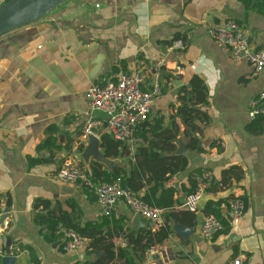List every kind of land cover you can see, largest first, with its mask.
<instances>
[{
    "label": "crops",
    "instance_id": "crops-1",
    "mask_svg": "<svg viewBox=\"0 0 264 264\" xmlns=\"http://www.w3.org/2000/svg\"><path fill=\"white\" fill-rule=\"evenodd\" d=\"M228 20L244 28L254 50L264 51V12L256 2L241 0H71L46 19L0 38V205L8 210L0 230V264L6 257L15 259L12 264L93 260L87 240L80 250L65 252L61 240L49 236L50 214L81 228L106 217L93 192L62 183L57 173L71 160L89 176L98 164L109 173L124 169L129 177L141 148L161 158L188 160L185 171L165 183V188L177 190L174 206L158 209L172 234L142 261L124 238H114L117 257L111 264H233L237 258L241 264H264V135L246 129L252 103L264 91V76H254L250 64L235 62L229 50L209 36L210 29ZM178 40L184 48H172ZM122 64L126 72L145 74L144 90L159 79L162 96L152 105L148 125L141 127L146 131H139L122 156L106 158L100 146L99 159L84 160L80 148L88 142H80L83 124L90 118L102 122L96 133L100 144L108 134L107 117L91 107L86 93L92 85L116 80L124 72ZM194 77L207 90L206 103L199 106L189 101ZM183 105L199 109L203 119L195 114L180 117ZM157 120H162L163 130L177 132L174 151L151 136ZM188 133L200 141L202 151L189 148ZM50 137L54 148L39 150ZM180 145L186 148L182 156L177 155ZM31 161L39 162L31 166ZM233 168L243 173L239 181L229 172ZM202 173L211 175L212 184L193 224L183 216L180 222L167 221L168 215L187 212L181 206L190 179ZM234 199L247 201L237 223L228 210ZM39 201L45 205L36 209ZM208 203H221V215L231 229L212 240L201 235ZM111 214L125 218L131 231L159 230L136 220L124 202ZM176 225L192 233L183 239L174 232ZM108 233L113 230L105 228L103 235ZM120 249L126 251L122 258Z\"/></svg>",
    "mask_w": 264,
    "mask_h": 264
},
{
    "label": "built area",
    "instance_id": "built-area-1",
    "mask_svg": "<svg viewBox=\"0 0 264 264\" xmlns=\"http://www.w3.org/2000/svg\"><path fill=\"white\" fill-rule=\"evenodd\" d=\"M10 0H0V5ZM209 36L218 44L225 46L235 62H247L253 68L254 76H264V51L254 50L250 37L236 20H228L222 26L209 30ZM172 48L182 49L181 40L175 41ZM182 74V68H178ZM145 74L141 70L122 72L116 80L108 81L105 85H92L86 95L91 107L107 117L108 134L115 141L132 147L137 141V135L142 125L149 120L153 103L162 96L163 86L159 79L146 90ZM264 116V91L253 101L249 117L251 120ZM102 122L90 118L82 126L80 142L88 141L89 137L96 136ZM57 178L65 184H72L77 189H88L96 197L102 209L103 216H110L119 202H124L133 215L149 222L154 229L164 226L161 211L151 208L140 198L121 186L120 180L112 183L96 184L89 174L71 160L63 163L57 173ZM196 188L188 194L181 209L197 214L200 204L211 187L212 177L209 173L194 176ZM229 216L233 223L239 222L245 213L243 201L234 199L228 204ZM4 206L0 205V230L4 222ZM223 230L222 223L214 216L205 217L201 235L204 239L212 240ZM56 235L62 242L65 252L80 250L85 240L74 230L59 225ZM233 264H241L237 258Z\"/></svg>",
    "mask_w": 264,
    "mask_h": 264
},
{
    "label": "trees",
    "instance_id": "trees-1",
    "mask_svg": "<svg viewBox=\"0 0 264 264\" xmlns=\"http://www.w3.org/2000/svg\"><path fill=\"white\" fill-rule=\"evenodd\" d=\"M242 3H252L256 2L260 12H264V0H241ZM122 71L126 72L127 68L125 64H122ZM191 98L190 103L194 105H203L206 103L207 90L203 81L194 77L190 82ZM186 93V92H184ZM186 95V94H185ZM185 100V98H182ZM192 114H195L198 119H203L202 112L195 108H189L183 105L178 110V115L183 119L193 118ZM162 120H157L152 128L149 130L153 138L157 137L161 139L162 143L168 145L171 151H174L175 145L173 141L177 137V132L170 133L169 130H163L161 127ZM199 130L194 127L193 130ZM247 131L251 134L264 135V116H258L253 119L247 126ZM140 131L145 132L146 129H141ZM55 130H50V134L54 133ZM189 148L191 150L202 151L200 141L194 138L193 135L189 134ZM101 148L103 149L104 156L106 158H119L128 151L127 147L118 141H115L109 134H103L101 137ZM47 148H54V140L50 137L45 141V144L39 148V150ZM83 151V147L80 148ZM137 166L134 168L132 175L127 176V172L124 169L115 168L111 173L102 171L98 164H94L92 167V173L90 178L93 182L102 183H112L114 181L120 180L121 186L128 189L131 193L140 198L145 204L154 209L167 210L174 206L175 200L174 196L177 190L174 188H165V183L168 182L171 177L185 171L188 166V160L185 157H171L170 159L161 158L159 154L154 152H149L145 148H141L136 152ZM32 162V163H31ZM30 165L33 166L35 162L31 161ZM233 174L236 181L242 178V171L238 168H233L230 171ZM200 173V172H197ZM191 189L189 194L194 192L196 188V183L190 179ZM245 205L247 201H243ZM36 209H39L44 202H37ZM221 203H208L206 207L207 215L216 217L223 225V230L218 234H228L230 225L222 217L220 212ZM186 217L190 224H193L195 220V215L190 212H183L180 215L171 214L168 215L169 218H173L175 222H180V217ZM46 223L49 225L50 237L53 240L59 239L56 235V231L59 225H62L68 229L74 230L83 239L89 242L88 253L94 256L93 260L85 261L84 263L78 264H111L117 257L115 253V247L113 244L114 238H124L128 242V248L133 249L135 253H139V260H143V257L152 250L153 248L164 245L168 240L169 236L172 234V228L166 223L157 231H152L150 228L142 229L140 232H134L126 228L125 218H116L113 214L109 217H105L100 223H90L85 227H77L73 225H65L62 223L61 219L56 218L53 214H50ZM105 228H110L113 233H108L103 235ZM217 235V236H218ZM99 252L103 255L99 256ZM125 250L118 251V258H122L125 254ZM1 261V258H0Z\"/></svg>",
    "mask_w": 264,
    "mask_h": 264
},
{
    "label": "water",
    "instance_id": "water-1",
    "mask_svg": "<svg viewBox=\"0 0 264 264\" xmlns=\"http://www.w3.org/2000/svg\"><path fill=\"white\" fill-rule=\"evenodd\" d=\"M69 1L71 0H10L0 5V38L46 19ZM146 125H148L147 122L142 127ZM87 142L88 145L83 146L82 158L84 160H88L91 157L99 159V139L96 136H91ZM185 151L186 148L180 145V150L177 151V155L182 156ZM7 211H4V218L6 217ZM136 220L142 219L136 216ZM174 232L181 238L186 239L192 233V230L183 225H176ZM9 242L10 240L7 243ZM156 258H159V255ZM3 262L4 264H12L15 262V259L6 257Z\"/></svg>",
    "mask_w": 264,
    "mask_h": 264
}]
</instances>
